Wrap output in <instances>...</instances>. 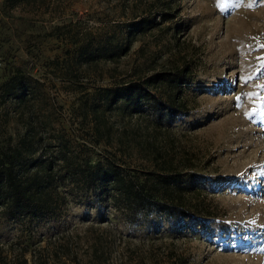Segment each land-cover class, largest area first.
Masks as SVG:
<instances>
[{
    "label": "rangeland",
    "instance_id": "1",
    "mask_svg": "<svg viewBox=\"0 0 264 264\" xmlns=\"http://www.w3.org/2000/svg\"><path fill=\"white\" fill-rule=\"evenodd\" d=\"M141 21L153 25L127 44L126 26ZM80 46L99 60L78 64ZM113 47L122 51L105 60ZM16 66L35 92L25 106L3 95ZM178 71L186 107L169 127L91 110L97 89ZM262 86L264 0H0V147L29 129L32 158L55 156L61 142L79 162L108 160L140 179L163 168L195 175L199 193L184 197L202 222L128 223L69 184L54 217L0 218V260L19 264L25 244L27 264L33 250L48 264H264ZM153 92L165 101L170 86Z\"/></svg>",
    "mask_w": 264,
    "mask_h": 264
},
{
    "label": "trees",
    "instance_id": "2",
    "mask_svg": "<svg viewBox=\"0 0 264 264\" xmlns=\"http://www.w3.org/2000/svg\"><path fill=\"white\" fill-rule=\"evenodd\" d=\"M24 1L27 0H5V3L14 6ZM150 25L153 24L148 21L127 25V44ZM120 51L121 48H111L106 52L105 60H114ZM78 52V64L96 63L99 60V54L94 56L86 46H80ZM99 52L97 50L96 53ZM15 72L4 85L3 95L18 106H25L35 96L26 81L29 71L24 66H16ZM187 83V78L178 71L174 74H156L144 81L97 89L92 94L91 110L99 119L103 113L120 112L130 117L146 116L151 119L153 127L162 123L169 127L183 116L185 101L179 97L178 92ZM166 84L170 86V93L167 100L163 101L153 91ZM27 134L30 137H22L14 146L0 147V218L29 225L43 218L54 217L58 205L66 203V195H63L61 189L70 184L75 189L74 197L82 193L90 207L109 203L115 211L122 213L128 223H136L144 216L150 218L153 214L177 223L199 220L191 212L184 197L191 191L199 193V183L195 181L198 178L195 175L163 168L159 172H146L141 177L143 179H140L108 160L91 163L86 159L79 162L74 155L65 151L61 142L55 156L32 158L38 150V141L35 142L29 129ZM198 223L202 225V222ZM15 245L18 244H8L10 247ZM22 247L23 253L17 262L27 264L24 254L30 248L25 244ZM0 261L5 264L6 260L2 258ZM32 263L48 264V260L41 259L33 250Z\"/></svg>",
    "mask_w": 264,
    "mask_h": 264
},
{
    "label": "snow or ice",
    "instance_id": "3",
    "mask_svg": "<svg viewBox=\"0 0 264 264\" xmlns=\"http://www.w3.org/2000/svg\"><path fill=\"white\" fill-rule=\"evenodd\" d=\"M262 87H264V86H262Z\"/></svg>",
    "mask_w": 264,
    "mask_h": 264
}]
</instances>
